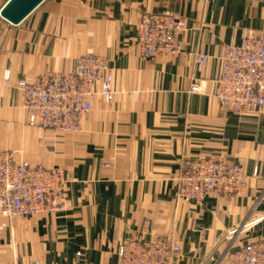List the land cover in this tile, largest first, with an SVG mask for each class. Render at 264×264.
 I'll return each instance as SVG.
<instances>
[{"label": "crops", "instance_id": "crops-1", "mask_svg": "<svg viewBox=\"0 0 264 264\" xmlns=\"http://www.w3.org/2000/svg\"><path fill=\"white\" fill-rule=\"evenodd\" d=\"M144 12L185 18L180 53L140 55ZM260 33L264 0H44L17 25L0 17V150L67 178L58 212L12 223L0 214V262L115 264L124 241L173 234L177 264H227L230 245L264 240V107L238 113L214 97L224 49ZM88 53L107 59L113 99L96 97L76 134L28 126L18 78L71 71ZM182 157L237 163L247 185L185 203L175 183Z\"/></svg>", "mask_w": 264, "mask_h": 264}, {"label": "built area", "instance_id": "built-area-1", "mask_svg": "<svg viewBox=\"0 0 264 264\" xmlns=\"http://www.w3.org/2000/svg\"><path fill=\"white\" fill-rule=\"evenodd\" d=\"M185 27V18L171 12L142 13L136 35L140 55L180 53L179 35ZM206 61L207 55H196L198 64ZM3 80L9 82L8 70L4 71ZM112 83L107 59L88 53L76 59L71 71L47 70L35 79L21 76L16 89L21 94L28 125L55 133H76L93 109L96 97L106 103L113 99ZM215 85L214 97L222 107L238 113L264 107V33L248 34L239 44L224 49ZM178 164L177 197L185 203L236 195L247 185L243 168L222 157H182ZM66 184L62 168L31 164L17 158L13 151H0V213L8 221L58 211L63 206ZM181 253V245L173 234L159 235L150 241L129 239L119 245L116 264H177ZM226 263L264 264V240L230 245Z\"/></svg>", "mask_w": 264, "mask_h": 264}, {"label": "water", "instance_id": "water-1", "mask_svg": "<svg viewBox=\"0 0 264 264\" xmlns=\"http://www.w3.org/2000/svg\"><path fill=\"white\" fill-rule=\"evenodd\" d=\"M44 0H7L0 9V17L11 25L21 23Z\"/></svg>", "mask_w": 264, "mask_h": 264}, {"label": "rangeland", "instance_id": "rangeland-1", "mask_svg": "<svg viewBox=\"0 0 264 264\" xmlns=\"http://www.w3.org/2000/svg\"><path fill=\"white\" fill-rule=\"evenodd\" d=\"M140 19V18H139ZM236 45V44H235ZM232 46V45H231ZM25 77V76H24ZM20 78V77H19ZM27 78V77H26ZM3 83L4 84H7L6 82H4V80H3ZM9 83V82H8ZM28 124V123H27ZM81 124H82V122H81ZM28 126H30V125H28ZM30 127H36V126H30ZM37 128H39V127H37ZM45 130V129H44ZM81 130V129H80ZM79 130V131H80ZM50 131V130H49ZM78 131V132H79ZM78 132H76V133H78ZM55 133V132H54ZM76 133H63V134H76ZM9 150V149H8ZM1 151V150H0ZM10 151H13L14 153H15V155H16V157L17 158H19V159H23V160H26L24 157H23V155H22V151L21 150H19V149H10ZM26 161H28V160H26ZM29 162V161H28ZM29 163H31V162H29ZM31 164H34V163H31ZM39 165V164H38ZM43 166V165H42ZM45 167V166H44ZM55 167H57V166H55ZM61 168V167H60ZM63 169V168H62ZM64 170V169H63ZM65 171V170H64ZM178 173V172H177ZM67 179V178H66ZM61 209V208H60ZM59 209V210H60ZM58 210V211H59ZM58 211H56V212H58ZM56 212H54V213H56ZM45 213H50V212H45ZM1 214V213H0ZM2 215V214H1ZM3 216V215H2ZM26 216H31V215H26ZM4 217V216H3ZM7 221H8V219L6 218V217H4ZM17 218V217H16ZM15 218V219H16ZM14 221V219L12 220V221H9L10 223H12ZM118 260V259H117ZM117 263V262H116ZM115 263V264H116ZM6 264H15V263H6Z\"/></svg>", "mask_w": 264, "mask_h": 264}]
</instances>
